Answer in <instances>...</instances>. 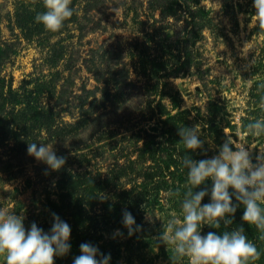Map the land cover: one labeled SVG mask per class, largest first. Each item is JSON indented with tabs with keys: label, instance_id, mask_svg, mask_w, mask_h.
<instances>
[{
	"label": "rangeland",
	"instance_id": "rangeland-1",
	"mask_svg": "<svg viewBox=\"0 0 264 264\" xmlns=\"http://www.w3.org/2000/svg\"><path fill=\"white\" fill-rule=\"evenodd\" d=\"M75 6L77 23L68 22L55 33L44 29L26 36L17 24V11L42 10L43 0H0V72L5 88L13 90L4 113L15 108V114L30 101L35 106L30 114L35 116L38 108L48 114V119H39L52 124L39 127L29 116L19 138L15 117H10L11 125L0 116V207L23 215L26 229L35 222L47 232L64 171L110 178L100 194L99 207L105 208L97 212L104 254H112L115 264H189L187 257L173 260V246L156 239L173 214L182 219L181 202L191 185L180 158L216 155L225 134L243 139L254 156L264 149V135H245L247 123L264 118V32L251 20L253 0L193 2V8L208 9L214 21L198 28L186 27L182 19L176 25L155 21L145 0H77ZM192 30L194 37L184 47V34ZM142 58L155 69L151 80L141 72ZM123 78L124 95L109 96L102 107L106 83L114 94V82ZM42 87L45 92L39 95ZM169 115L177 116L173 129ZM195 125L205 143L192 152L180 141L178 129ZM32 142L54 145L58 156L67 157L65 166L52 171L30 157L27 144ZM131 189L133 194L122 193ZM146 189L137 222L142 230L129 237L122 218L113 225L119 212H109L103 200L124 207ZM209 202L206 196L202 204ZM243 211L242 205L237 208L232 225L221 222L214 229L205 224L201 234L242 226L260 252L250 264H264V239L254 225L242 221ZM116 230L123 235L113 238ZM0 264H5L2 256Z\"/></svg>",
	"mask_w": 264,
	"mask_h": 264
},
{
	"label": "clouds",
	"instance_id": "clouds-1",
	"mask_svg": "<svg viewBox=\"0 0 264 264\" xmlns=\"http://www.w3.org/2000/svg\"><path fill=\"white\" fill-rule=\"evenodd\" d=\"M71 4L72 0H43L46 11L38 13L35 21L50 32H58L74 14ZM253 7L255 14L251 20L264 32V0H253ZM245 135H264V118L247 123ZM178 136L186 149L192 152L203 149L205 142L200 138L198 125L179 128ZM27 154L57 172L67 161V157L57 155L54 145L45 143H28ZM180 159L191 187L181 202L182 219L172 215L156 238L159 244L173 246L172 259L187 257L189 264H250L259 259L260 252L242 226L222 234L210 231L206 235L201 234V228L207 224L220 229L221 222L225 227L232 225L237 208L242 205V221L254 225L264 239V149L254 156L243 139L238 142L225 134L216 155L199 160L186 155ZM44 174H48L47 169ZM206 196H210V202L202 204ZM52 219L47 232L35 222L26 229L23 215L0 207V256L5 264H55V257L67 255L71 249V227L55 213ZM122 224L129 237L142 230L127 210L122 212ZM122 235L116 230L113 238ZM80 253L73 264H110L111 255L102 253L91 243H82Z\"/></svg>",
	"mask_w": 264,
	"mask_h": 264
},
{
	"label": "trees",
	"instance_id": "trees-1",
	"mask_svg": "<svg viewBox=\"0 0 264 264\" xmlns=\"http://www.w3.org/2000/svg\"><path fill=\"white\" fill-rule=\"evenodd\" d=\"M76 1L77 0H72V4L70 7L73 8L74 14L73 16L66 20L64 24H67L68 22L72 23H77L79 20V11L76 8ZM85 1V0H84ZM87 1V0H86ZM93 2V0H88ZM147 4V8L149 9L151 16L154 17L155 21H160V22H167L166 25H176L178 21L181 19L186 22V27L192 24L193 26H196V28L200 26H212L214 24V21L210 18L209 10L206 9L205 7H199V8H193L192 3L196 2L198 3L199 0H145ZM42 7V6H41ZM30 8V6H28ZM38 9V7H37ZM184 10V14H182L181 11ZM46 11V9L42 10H32V11H17V24L21 28L22 32L26 36H31L34 33H38L40 31H43L45 28L43 27L42 24L37 23L35 21V16L38 13H42ZM159 12V17H155V13ZM186 14V15H185ZM188 14V15H187ZM171 19L174 20L175 22L172 23ZM195 32L193 33V30L190 32H187V34H184V47L188 46V42L190 39L194 37ZM168 35V34H167ZM179 35V34H178ZM169 36V37H174ZM180 39V38H177ZM181 40V39H180ZM1 48V47H0ZM60 54L55 57V62H58V59L60 58ZM2 59L0 57V65H1ZM140 69L142 74L148 78V80H151V77H154L155 69L152 68V70L147 66L148 62L146 59L142 58L140 60ZM112 76L115 74L113 72ZM159 79V78H158ZM157 79V81H158ZM115 81V80H114ZM126 81V78L122 79V81L118 82L115 81V90L114 94H112L111 90L109 89L110 83L109 81L106 83V87L104 88L103 92L106 95L104 98V103L102 107H106L107 102L110 101L109 96H115L118 95V98L122 97L121 95H124V90H123V85L121 84L122 82ZM54 85L51 82L52 88L56 87V83L53 82ZM40 86V85H39ZM44 87V85H43ZM39 88L38 93L39 95L42 94L44 91V88ZM5 88V81L4 77L1 76L0 72V116L4 117V124H11L12 125V120L10 119L11 116L15 117L13 122L17 126L16 131H19L20 133H25L27 127V121L28 117L32 119L33 122L39 123V127H46V129H49L52 124L48 122L41 121L39 119L40 117H44V119H48L47 116L48 114L42 113L41 111H38V108L34 109L33 111L36 112L32 116L30 111L35 106L31 105V102H25V106L21 108L20 110L16 111L17 113L13 114L15 112V108L11 110L9 113H4L5 107H6V99L8 95L12 94V87H9L7 90ZM55 89V88H54ZM61 90V89H60ZM54 91V90H53ZM92 95H95L94 91H89ZM118 93V94H117ZM121 94V95H120ZM13 97V94L11 95ZM97 98L94 97V101H96ZM13 101V99H12ZM120 100H118L119 102ZM117 102V103H118ZM149 111H151V103L150 101L147 102ZM159 104V103H158ZM160 107L159 115L163 114V104L160 103L158 105ZM27 110V111H26ZM13 112V113H12ZM20 112V113H19ZM28 112V113H27ZM11 113V114H10ZM19 113V114H18ZM29 114V115H28ZM180 114V113H178ZM38 115V117H37ZM170 121L172 122V129L175 127L176 124V115H169ZM9 119V120H8ZM3 120V119H2ZM166 121V120H165ZM13 130V129H12ZM15 131V132H16ZM19 133V138L22 135V133ZM23 149V148H22ZM168 159H172V156L170 155ZM112 179L107 178V179H101L100 176H92L89 172H84V173H76L73 171H69L68 173H64L60 175V179L57 182L58 189L61 190L60 193V198L58 201L54 202L51 204V207L53 209V212L58 215L63 221H66L70 227H71V236L69 243L71 244V249L70 252L63 256H57L55 258V264H73V260L77 255L81 254L80 253V245L82 243H91L93 245H96L99 247L100 251L104 253L103 249L104 246L100 245V221L97 220V216L100 215L97 212L99 210L105 208L104 206L99 207V204L101 203V197L100 195L107 186H109L110 182ZM134 189V188H133ZM133 189L131 190H125L122 192L125 196L128 194H133ZM149 193V191L146 189L141 190L137 194H135L128 203L124 207L120 206V203H117L115 206L113 205L112 201L106 200V209L109 212H119L115 213L117 216L115 217L113 215V225H115V220L117 219L118 221L122 218V212L124 210H127L132 213V215L135 217L136 223L138 222L139 217V212H140V204L145 202L146 200V195ZM138 216V217H137ZM112 218V216L110 217ZM53 223V219H52ZM138 224V223H137ZM52 226V224H51ZM72 238V240H71ZM112 249L114 252L115 246H112ZM110 254V253H107ZM111 255V263L115 264L112 259V254Z\"/></svg>",
	"mask_w": 264,
	"mask_h": 264
}]
</instances>
